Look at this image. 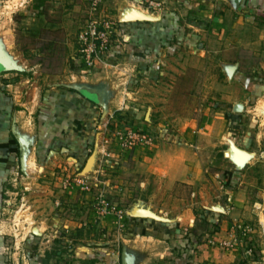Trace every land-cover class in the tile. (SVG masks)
<instances>
[{
	"label": "rangeland",
	"instance_id": "1",
	"mask_svg": "<svg viewBox=\"0 0 264 264\" xmlns=\"http://www.w3.org/2000/svg\"><path fill=\"white\" fill-rule=\"evenodd\" d=\"M182 1L0 0V57L22 100L57 88L94 107L74 148L20 150L0 196V263L123 264L126 252L130 264H168L190 255L188 240L241 253L248 233L264 235L232 209L241 191L248 205L264 192V20L247 10L234 36L215 34L222 21L178 23L166 46L136 36L131 22L160 31ZM25 155L33 164L21 169Z\"/></svg>",
	"mask_w": 264,
	"mask_h": 264
},
{
	"label": "crops",
	"instance_id": "2",
	"mask_svg": "<svg viewBox=\"0 0 264 264\" xmlns=\"http://www.w3.org/2000/svg\"><path fill=\"white\" fill-rule=\"evenodd\" d=\"M216 3L219 5L218 9H220L219 7L224 8L225 16H218V12L216 13L215 10ZM216 3L213 6L211 0L182 1L177 10H173L170 14L163 12L162 15L164 16L162 17H168V23L171 24L165 25L164 23L158 29L160 31L149 30V27L141 28V30L134 22H131L130 25L136 31V36L141 39H144L145 36L147 37L148 44H150L152 38L158 36L161 46H166L169 37L165 34H170L169 26L175 29L178 23H184L187 27L202 32L200 29L204 30V24L209 23L211 27H217L216 23L222 21L224 24L223 29L215 32V34H232L234 36V34L240 33L236 30V22L234 23V21L242 20V14L247 10H252L258 20H264V0H216ZM199 5H204L206 10L199 14L198 9H196V13L193 12V9ZM234 11L240 15V18L234 20ZM164 18H162V21H166ZM193 30L191 34H193ZM176 31L175 34H178ZM159 32L162 34H159ZM261 33L264 34V29ZM12 76L13 74L0 70V196L2 195L1 192L5 193L3 190L4 182L8 178L14 180L11 177L15 172V162L20 158V150L25 145H33V148L38 146L40 149L41 144L45 141L43 151L48 152L47 158L54 156L55 152L51 150L62 149L64 145L68 144V146L74 148L76 143L73 141L69 144L68 141L70 142L75 138L81 139V135H84L85 128H87L85 121L92 115L94 110L93 105H91L92 102L88 101L90 99L88 98L89 96L85 97L81 92L76 93L57 88L43 90V92L37 94L38 100L34 98L30 102L27 100L23 101L22 91L19 92L22 89L21 81L15 83L14 79L10 78ZM13 88H15L14 92ZM12 140H15L16 143H12ZM46 140H51L49 146H53L49 147V150ZM87 143L83 137L80 145L85 149ZM33 148H31V152H33ZM27 156L25 155L20 162H23V164H20L21 169L27 165L25 164L29 160ZM43 161L40 159L39 164H42ZM28 164L29 166L27 167H31L33 162L30 160ZM12 167H14V170L10 172L9 170ZM16 167L18 168L19 166L17 165ZM229 200H232V198ZM235 200L236 202H234L232 209L235 210L234 214L236 213V215H233V219L237 221L238 218L241 222V220L246 221L247 218H251L257 225L258 222L260 223L261 232L263 231L264 233V192L251 199L253 203L250 204L252 205H248L250 196L243 191L237 194ZM231 204V201L227 203L228 210ZM251 206L253 207L251 208ZM259 206L262 207L261 211L255 209V207ZM222 222L231 226L230 220H226V216ZM254 231L247 234L251 241L246 242V251L243 250L241 253L232 247L227 250H224V248L219 250L217 247L209 246L208 243L203 242V239L199 238L200 243H197L196 239L193 243L192 241L189 242V240L186 241L187 247L185 248L186 250L189 249V256L181 253V257H174L168 264H264V235L261 234V238H259L257 234H254ZM225 232L222 231L221 233L226 235L228 231ZM221 233H217V235H221ZM41 257V254H39L38 258L35 257L33 259L34 263L42 264ZM162 257H165L164 254ZM133 259L135 258L132 257V262ZM156 259L154 256H145L141 259L139 258V263L138 260L137 263L155 264L154 261Z\"/></svg>",
	"mask_w": 264,
	"mask_h": 264
},
{
	"label": "water",
	"instance_id": "3",
	"mask_svg": "<svg viewBox=\"0 0 264 264\" xmlns=\"http://www.w3.org/2000/svg\"><path fill=\"white\" fill-rule=\"evenodd\" d=\"M10 69V65L6 62V61H4L1 57H0V70H3V71H6V70H9ZM237 151L240 153V152H242V153H245V154H248L249 155V153L247 152V151H245V150H242V149H240V148H237L236 146H233L232 145V147H231V149H230V152H231V155L235 158V160H237V161H244L245 159L244 158H239L238 157V153H237ZM229 154V153H228ZM92 161V158H90L89 160H88V164L90 163ZM145 212V214H149L146 210H139V211H136V212H133V214H135V215H143L144 216V214H141V212ZM122 260H123V264H130V262H131V260H132V256L130 255V254H128V253H126V252H123L122 253Z\"/></svg>",
	"mask_w": 264,
	"mask_h": 264
},
{
	"label": "built area",
	"instance_id": "4",
	"mask_svg": "<svg viewBox=\"0 0 264 264\" xmlns=\"http://www.w3.org/2000/svg\"><path fill=\"white\" fill-rule=\"evenodd\" d=\"M93 30H94V29H93ZM85 34H88V33L85 32ZM97 34H99V33H97ZM100 37H101V39H102V36H101V35H100ZM218 244H220L221 247L224 246V247H222V248H229V247L231 248V247L234 246L233 244L230 243V241L227 242V241H225V240L220 241Z\"/></svg>",
	"mask_w": 264,
	"mask_h": 264
},
{
	"label": "trees",
	"instance_id": "5",
	"mask_svg": "<svg viewBox=\"0 0 264 264\" xmlns=\"http://www.w3.org/2000/svg\"><path fill=\"white\" fill-rule=\"evenodd\" d=\"M11 142H12V143H16L15 140H12ZM17 153H18V151H17ZM13 170H14V167H12L9 171L11 172V171H13ZM228 175H229V177H230V173H229Z\"/></svg>",
	"mask_w": 264,
	"mask_h": 264
}]
</instances>
